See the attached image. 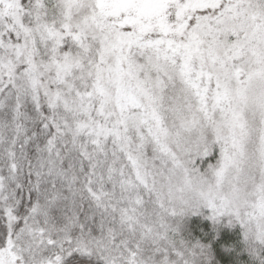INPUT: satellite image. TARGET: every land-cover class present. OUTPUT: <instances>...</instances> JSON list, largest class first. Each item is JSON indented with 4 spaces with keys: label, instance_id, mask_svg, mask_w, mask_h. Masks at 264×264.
I'll return each instance as SVG.
<instances>
[{
    "label": "snow or ice",
    "instance_id": "1",
    "mask_svg": "<svg viewBox=\"0 0 264 264\" xmlns=\"http://www.w3.org/2000/svg\"><path fill=\"white\" fill-rule=\"evenodd\" d=\"M0 264H264V0H0Z\"/></svg>",
    "mask_w": 264,
    "mask_h": 264
}]
</instances>
